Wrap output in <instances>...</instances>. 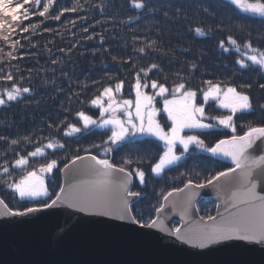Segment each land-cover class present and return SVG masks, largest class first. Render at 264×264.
<instances>
[{"label": "trees", "instance_id": "trees-1", "mask_svg": "<svg viewBox=\"0 0 264 264\" xmlns=\"http://www.w3.org/2000/svg\"><path fill=\"white\" fill-rule=\"evenodd\" d=\"M145 2L150 8L158 10H136L130 6L129 0H79L81 8L75 12H64L59 20L39 15L24 20L21 28L28 27L29 31L23 32L18 28L13 33L11 39L19 41L15 49L9 46L11 41L9 44L0 41V48L4 50V54L0 55V76L11 74L18 86L31 89L18 101L0 107V136L8 138L0 140V166L7 163L10 168V175L6 177L0 167V198L11 210H23L48 201V197L18 201L15 194L7 189L5 180L11 182L23 174L22 170L11 168L17 158L16 153L26 155L28 151L34 150L37 141L43 144L49 137L58 138L65 144L64 149H58L54 154L52 150H46L49 153L46 157L35 158L28 166L31 170L47 159H57L58 168L45 178L49 194L55 198L54 194L62 183L60 169L64 164L69 163L75 155L91 154L102 158L103 142L110 133L104 129L91 128L77 136L64 137L62 130L48 125H60L62 129L61 121L76 122L74 116L79 110L87 111L94 118L98 117V110L91 108L87 101L98 95L104 86L114 85L117 80L125 81L123 98H132L134 93L131 84L135 73L142 68H150L153 63L159 67L149 73V83L156 79L166 83L169 88L180 82L181 77L193 90L202 87L204 79L231 82L238 87L245 83L252 84L250 90H241L251 92L257 110L237 120L238 134H242L243 129L239 125L243 122L252 120L254 123H264V113L258 108L259 103H264V90L259 87L260 83H264V76L251 68L239 69L236 64L239 54L235 51L225 53L219 48V42H226L229 35L240 43L250 39L254 46L264 48V39L260 38L264 35V29L257 18L245 17L228 5L226 0ZM74 3L76 0H57L51 11L58 15ZM26 7L36 11L35 5ZM137 16L139 19H136ZM242 23L249 24L250 28L241 31L239 25ZM32 25L38 27L33 30ZM197 27L203 28L206 35L197 36ZM248 31L251 36H248ZM226 46L231 47L227 43ZM141 47L145 48V54L137 51ZM10 51L15 59L7 58L6 53ZM113 57L117 59L113 60ZM141 76L143 78V73ZM8 86L0 79V92ZM200 135L209 145L231 136L222 129ZM24 136L33 137L32 143L26 144L21 139ZM12 139L21 141L19 145L13 146L15 151L9 146ZM96 145L101 147L97 148ZM162 151L158 141L146 138L113 147L109 155L113 162L119 164L126 156L135 160L145 153L154 161ZM229 166L197 150L173 168L166 169L161 176L155 177L150 164L145 161L140 167L146 173V183L140 185L133 178L131 190L141 193L132 205L134 213L145 222L155 218V208L162 203L163 196L176 188H182L189 173L193 180L200 181ZM181 173L185 175L181 176ZM197 210L200 217L213 215L215 201L203 199L197 203Z\"/></svg>", "mask_w": 264, "mask_h": 264}, {"label": "snow or ice", "instance_id": "snow-or-ice-1", "mask_svg": "<svg viewBox=\"0 0 264 264\" xmlns=\"http://www.w3.org/2000/svg\"><path fill=\"white\" fill-rule=\"evenodd\" d=\"M56 2L57 0H0V41L5 44L11 41L9 46L15 49L19 41L12 40L11 37L18 28L23 32L29 31L28 27L21 28V25L32 15L59 20L64 12H75L81 8L79 0H76L71 8L66 7L57 15L51 11ZM129 2L130 6L136 10H158L150 8L145 0H129ZM226 2L245 17L257 18L264 29V0H226ZM26 5H35L36 11H32ZM41 7L42 10H40ZM136 19L139 17L137 16ZM36 27L38 25H32L33 30ZM239 27L241 31H245L250 28V25L242 23ZM195 34L206 35L201 27L195 28ZM248 36H251L250 31ZM260 38L264 39V35ZM226 43L231 47L226 46ZM219 48L225 53L235 51L239 54L240 58L236 60L239 69L251 68L258 75L264 76V48L254 46L250 39L240 43L229 35L226 42L224 40L219 42ZM137 51L145 54L144 47ZM3 54L4 50L0 48V55ZM6 56L9 60L16 58L11 51L7 52ZM116 59L113 57V60ZM158 67L153 63L150 68H142L135 73L134 82L131 84V90L135 95L134 100L123 98L125 81L117 80L114 85L104 86L98 95L87 101L91 108L98 110V117L94 118L87 111L79 110L75 112L76 122L61 121L62 129L60 125L51 123L48 125L50 128L56 127L58 131L62 130L64 137L77 136L91 128L104 129L106 133H110L103 142L102 158L96 155H75L69 163L64 164L60 169L61 172L77 165V162L82 164L87 162L83 167L73 169L77 175L86 178L80 180L78 184L69 185L67 190L62 184L59 191L54 194L55 198L50 196L44 177L53 174L58 168L57 159H47L45 163L38 164L31 170L28 166L33 159L46 157L49 154L46 150H52L54 154L56 150L64 149L65 144L58 138L49 137L46 143L40 144L37 141L34 150L28 151L26 155L17 152V158L11 164V168L20 169L23 174L11 182L5 180L7 189L15 193L20 200L48 197V201H42L39 206L14 211L4 200H0V207L4 209L0 215L23 217L64 205L85 215L116 219L141 229H155L191 248L203 250L210 245L228 241L264 245V123H254L252 120L243 122L239 125V128L243 129L242 134H238L237 125L240 117L252 115L257 110L251 92L241 90H250L252 84L245 83L238 87L231 82H214L204 79L202 87L193 90L183 82L181 77L180 82L169 88L166 83L156 79H152L149 83V73ZM192 67L195 68V65ZM0 79L9 85L0 92V107L6 106L9 102L18 101L24 94L31 91L29 87L18 86L11 74L0 76ZM149 87L152 89V94L144 91ZM259 87L264 90V83H260ZM75 95L78 96L79 93ZM157 97L163 102L162 109L156 106ZM201 98L202 102H200ZM210 101L223 112L209 114L206 106ZM258 108L261 113H264V103H259ZM160 113L166 114L168 122L166 125L157 119ZM217 127L230 130L232 135L218 140L214 145L207 144L199 133L208 132ZM142 138H154L161 142L163 151L158 159L152 161L149 154L145 153L135 160L126 156L119 164L112 161L109 154L112 153L113 146L136 143ZM7 139L0 136V140ZM21 139L26 144H30L33 137L24 136ZM20 142L18 139H12L9 141V146L15 151L13 146L19 145ZM95 147L99 148L101 145ZM257 148H259L258 151ZM193 149L213 157H223L230 161L231 166L200 181L193 180L189 173L183 188H176L167 193L163 196V200L168 202L169 197L184 193L185 197L181 202L183 208L181 219L183 220L199 194L195 190L211 185L219 189L218 199L224 205V212L219 211L218 204L216 216H201L200 222L184 231L179 227L169 230L165 227L163 220L158 221L156 218L143 221L134 213L132 207L134 200L140 197L141 193L132 191L130 188L133 178L138 180L140 185L146 183V173L140 165L147 161L150 164L151 173L154 176H161L166 169L173 168L185 159ZM85 151L87 152L88 149ZM0 167L3 168L4 176L10 175L7 163ZM180 175L184 176L185 173ZM196 175L200 174L196 173ZM172 206L175 208L176 204L173 203ZM165 207V203H161L155 208L157 217L165 211Z\"/></svg>", "mask_w": 264, "mask_h": 264}, {"label": "water", "instance_id": "water-1", "mask_svg": "<svg viewBox=\"0 0 264 264\" xmlns=\"http://www.w3.org/2000/svg\"><path fill=\"white\" fill-rule=\"evenodd\" d=\"M87 155L91 154L82 156ZM214 158L231 165L223 157ZM84 164L77 162L60 172L61 185L66 190L86 178L73 171ZM195 191L199 194L183 220L184 193L169 197L168 202L162 200L165 211L159 217L155 214V218L163 220L169 230L179 227L184 231L200 222L197 203L203 199L215 201L213 216L217 215L218 204L219 211L224 212L217 187L209 185ZM0 264H264V245L228 241L201 250L155 229H141L128 222L85 215L58 205L23 217L0 215Z\"/></svg>", "mask_w": 264, "mask_h": 264}, {"label": "rangeland", "instance_id": "rangeland-1", "mask_svg": "<svg viewBox=\"0 0 264 264\" xmlns=\"http://www.w3.org/2000/svg\"><path fill=\"white\" fill-rule=\"evenodd\" d=\"M144 91H146V92H148L149 94H152V89L149 87V88H147V89H144ZM169 98H171V97H169ZM131 99H135V95H133V97L131 98ZM157 101H158V103H157V107L158 108H160V109H162V107H163V102H162V100L159 98V97H157ZM200 102H202V98H201V101ZM206 110H208L209 111V114H219V113H221V112H223V110H221V109H218V108H216V106H215V103L214 102H209V105H207L206 106ZM157 119H159L160 121H161V123L162 124H167L168 122H167V117H166V114H163V113H160V114H158V116H157ZM218 129H222V130H225V131H227L230 135H232V133H231V131L230 130H227V129H223V128H219V127H217V128H215V129H213V130H218ZM202 133H205V132H202ZM201 133V134H202ZM200 134V133H199ZM142 139H146V138H142ZM151 139H154V138H151ZM155 140V139H154ZM158 143H160V145L162 146V144H161V142H159L158 141ZM113 147H116V146H113ZM162 149H163V147H162ZM197 150H195V149H193L189 154H187V156H186V158L190 155V154H193L194 152H196ZM185 158V159H186ZM185 159H183V160H181L180 162H182V161H184ZM47 176V175H46ZM46 176L44 177V180H45V178H46ZM154 176V175H153ZM155 177H157V176H155ZM45 183H46V180H45ZM13 193V192H12ZM15 194V193H14ZM15 198L18 200V201H20V198L15 194ZM26 201H28L29 199H25ZM29 201H32V200H29ZM32 207H35V206H33L32 205Z\"/></svg>", "mask_w": 264, "mask_h": 264}, {"label": "bare ground", "instance_id": "bare-ground-1", "mask_svg": "<svg viewBox=\"0 0 264 264\" xmlns=\"http://www.w3.org/2000/svg\"><path fill=\"white\" fill-rule=\"evenodd\" d=\"M200 202V201H199Z\"/></svg>", "mask_w": 264, "mask_h": 264}]
</instances>
